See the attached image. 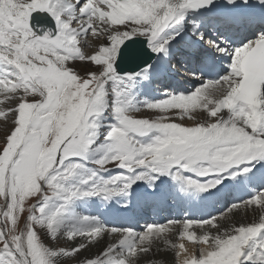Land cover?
<instances>
[{
  "label": "snow or ice",
  "instance_id": "snow-or-ice-1",
  "mask_svg": "<svg viewBox=\"0 0 264 264\" xmlns=\"http://www.w3.org/2000/svg\"><path fill=\"white\" fill-rule=\"evenodd\" d=\"M161 67L197 83L141 98ZM262 169L264 0H0V264H264Z\"/></svg>",
  "mask_w": 264,
  "mask_h": 264
},
{
  "label": "bare ground",
  "instance_id": "bare-ground-1",
  "mask_svg": "<svg viewBox=\"0 0 264 264\" xmlns=\"http://www.w3.org/2000/svg\"><path fill=\"white\" fill-rule=\"evenodd\" d=\"M209 33H213V30L211 29V31L209 30ZM173 70L172 69H170V70H167V71H165V70H163V71H161V70H157V74H156V78H157V80H161L162 78H165V77H167L168 75H169V73L170 72H172ZM187 75L189 76V74L187 73ZM187 81H188V85H185L184 87V89H189V90H191L195 85H196V81H191V83H190V80H191V77L190 78H187L186 79ZM144 88H148V86L145 84L144 85ZM154 90L152 89L151 91H150V89H148V91H144L142 94H141V98H152V97H156L155 95H154ZM231 191V186H229V189L225 192V194H228L229 192ZM178 204H181V202H177ZM97 206V205H96ZM96 206L93 208V211L95 210V208H96ZM97 208L99 209V207L97 206ZM217 211V210H216ZM104 213V212H103ZM184 217V215H181L180 216V218L179 219H182ZM110 219V218H109ZM253 219V215H252V213L251 212H249L247 215H244L243 213L242 214H240V215H238V216H234L233 218H232V220L231 221H228V224H231L232 222H251V220ZM111 220V219H110ZM173 238H175V237H173Z\"/></svg>",
  "mask_w": 264,
  "mask_h": 264
},
{
  "label": "water",
  "instance_id": "water-1",
  "mask_svg": "<svg viewBox=\"0 0 264 264\" xmlns=\"http://www.w3.org/2000/svg\"><path fill=\"white\" fill-rule=\"evenodd\" d=\"M143 58L142 57H139V56H137V57H135V58H133V59H130V60H128L127 61V69L128 70H133V69H135L136 68V65L137 64H139V63H141V60H142Z\"/></svg>",
  "mask_w": 264,
  "mask_h": 264
}]
</instances>
